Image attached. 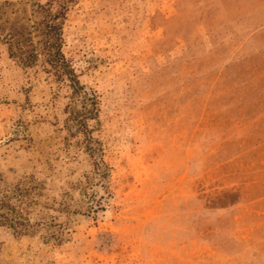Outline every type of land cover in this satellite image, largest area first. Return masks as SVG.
Listing matches in <instances>:
<instances>
[{
    "label": "rangeland",
    "instance_id": "1",
    "mask_svg": "<svg viewBox=\"0 0 264 264\" xmlns=\"http://www.w3.org/2000/svg\"><path fill=\"white\" fill-rule=\"evenodd\" d=\"M36 2L0 0V264H264V0H76L75 97L10 55Z\"/></svg>",
    "mask_w": 264,
    "mask_h": 264
},
{
    "label": "trees",
    "instance_id": "2",
    "mask_svg": "<svg viewBox=\"0 0 264 264\" xmlns=\"http://www.w3.org/2000/svg\"><path fill=\"white\" fill-rule=\"evenodd\" d=\"M75 2L76 0H43V2L37 0L35 3L36 11L42 16L38 25V49L34 51L32 48L27 51V42L20 39H10L8 48L11 57H17L24 68H31L41 58L44 69L52 73L59 83L65 85L74 97L86 96L87 94L62 52L64 43L62 37L63 24L66 20L69 4ZM27 39L31 40L30 36ZM89 100L90 107L94 108L97 104L94 95ZM10 200L11 196L8 194L0 197V227H8L18 231V234L22 231L26 232V225L19 220L21 212L11 208ZM17 227L20 229L16 230Z\"/></svg>",
    "mask_w": 264,
    "mask_h": 264
}]
</instances>
